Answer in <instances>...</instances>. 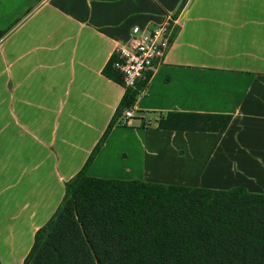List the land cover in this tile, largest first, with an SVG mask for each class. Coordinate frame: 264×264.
I'll return each instance as SVG.
<instances>
[{
    "label": "crops",
    "instance_id": "obj_1",
    "mask_svg": "<svg viewBox=\"0 0 264 264\" xmlns=\"http://www.w3.org/2000/svg\"><path fill=\"white\" fill-rule=\"evenodd\" d=\"M166 14L171 47L88 176L264 194V0H0L1 264L24 263L107 131L126 92L103 74L116 48ZM169 113L231 121L158 129Z\"/></svg>",
    "mask_w": 264,
    "mask_h": 264
},
{
    "label": "trees",
    "instance_id": "obj_2",
    "mask_svg": "<svg viewBox=\"0 0 264 264\" xmlns=\"http://www.w3.org/2000/svg\"><path fill=\"white\" fill-rule=\"evenodd\" d=\"M5 32H0V38ZM112 56L103 74L122 85ZM144 82L126 89L107 131L65 185L23 264H264V194L89 177L107 134ZM230 116L169 113L157 128L221 133ZM1 264V262H0Z\"/></svg>",
    "mask_w": 264,
    "mask_h": 264
},
{
    "label": "built area",
    "instance_id": "obj_3",
    "mask_svg": "<svg viewBox=\"0 0 264 264\" xmlns=\"http://www.w3.org/2000/svg\"><path fill=\"white\" fill-rule=\"evenodd\" d=\"M176 25L175 15L166 14L153 27L134 26L131 29L127 41L120 44L114 53L113 68L121 75L124 88L135 89L165 58L171 47ZM123 115L122 122L125 124L134 117V112L126 110Z\"/></svg>",
    "mask_w": 264,
    "mask_h": 264
},
{
    "label": "bare ground",
    "instance_id": "obj_4",
    "mask_svg": "<svg viewBox=\"0 0 264 264\" xmlns=\"http://www.w3.org/2000/svg\"><path fill=\"white\" fill-rule=\"evenodd\" d=\"M220 170H222V169H220ZM212 171H214V170H212ZM195 173L197 174L196 168L195 167H191V168L185 170V177H187V180H195L196 179L195 176H194V175H196ZM207 177L211 178V177H213V174H211L210 176H207Z\"/></svg>",
    "mask_w": 264,
    "mask_h": 264
},
{
    "label": "rangeland",
    "instance_id": "obj_5",
    "mask_svg": "<svg viewBox=\"0 0 264 264\" xmlns=\"http://www.w3.org/2000/svg\"><path fill=\"white\" fill-rule=\"evenodd\" d=\"M0 53H1V52H0ZM1 66H2V61H1V58H0V69H1ZM123 116H124V115H122L121 121H123ZM202 160H203V159H201L200 161L202 162Z\"/></svg>",
    "mask_w": 264,
    "mask_h": 264
}]
</instances>
